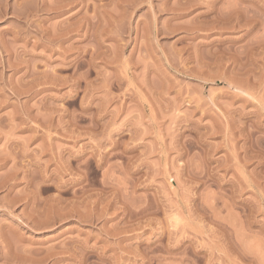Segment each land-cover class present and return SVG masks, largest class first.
I'll return each mask as SVG.
<instances>
[{
    "label": "rangeland",
    "instance_id": "rangeland-1",
    "mask_svg": "<svg viewBox=\"0 0 264 264\" xmlns=\"http://www.w3.org/2000/svg\"><path fill=\"white\" fill-rule=\"evenodd\" d=\"M0 7V264H264V0Z\"/></svg>",
    "mask_w": 264,
    "mask_h": 264
},
{
    "label": "bare ground",
    "instance_id": "bare-ground-1",
    "mask_svg": "<svg viewBox=\"0 0 264 264\" xmlns=\"http://www.w3.org/2000/svg\"><path fill=\"white\" fill-rule=\"evenodd\" d=\"M1 8V7H0ZM4 10V9H3ZM0 12H1V10H0ZM4 13V12H3ZM15 256H16V254H15ZM8 257V256H7ZM1 258V257H0ZM3 258V257H2ZM14 258V257H13ZM20 258V257H19ZM9 259V258H8ZM15 260V259H14ZM18 260V259H17ZM24 260H25V258H24ZM30 260V259H29ZM7 261V259L5 260V262ZM10 261V260H9ZM21 261V260H20ZM5 262H3V263H5ZM23 262V261H22ZM25 262V261H24ZM20 263V262H19ZM28 263V262H27Z\"/></svg>",
    "mask_w": 264,
    "mask_h": 264
}]
</instances>
